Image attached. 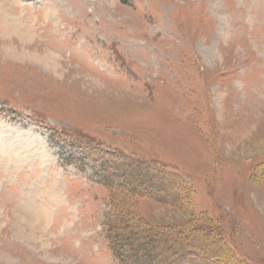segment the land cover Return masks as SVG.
Here are the masks:
<instances>
[{"label": "rangeland", "instance_id": "rangeland-1", "mask_svg": "<svg viewBox=\"0 0 264 264\" xmlns=\"http://www.w3.org/2000/svg\"><path fill=\"white\" fill-rule=\"evenodd\" d=\"M2 16L26 33L0 29V264H122L100 169L122 155L178 177L128 169L152 196L138 217L216 227L226 249L201 238L188 263L264 264V0H0Z\"/></svg>", "mask_w": 264, "mask_h": 264}, {"label": "trees", "instance_id": "trees-1", "mask_svg": "<svg viewBox=\"0 0 264 264\" xmlns=\"http://www.w3.org/2000/svg\"><path fill=\"white\" fill-rule=\"evenodd\" d=\"M75 137V136H74ZM77 142L71 145V148L78 150L81 153L83 148L88 147L90 139L88 136H76ZM59 140V139H58ZM64 140L63 143L61 141ZM79 140V141H78ZM61 144H67L65 139H61ZM71 142L69 141L68 144ZM84 144V145H83ZM86 158V156H85ZM89 158V157H87ZM90 159V158H89ZM102 159L101 170L105 176L102 183L112 191L115 187H120V196L113 194L109 197L111 204L107 221L105 222V236L113 257L122 264H190L188 259L194 260L195 254L201 248L202 239L210 241H217V243L224 249V241L221 236H216V230L211 223H201L196 225H159L157 227L151 226L145 219L138 217L137 213L133 211V198H139L144 195L146 190L140 185L129 186L122 180L128 174V169L133 166H142L143 168L151 171V173L159 175V177H169L177 179L178 177L169 171L162 168L154 167L143 160L137 159L133 156H121L114 159ZM122 167L120 171L115 172L113 168ZM113 171V172H112ZM118 176V179L112 176ZM146 174H141L139 177L146 180ZM162 178V177H161ZM157 179L151 181L155 185ZM156 186V185H155ZM183 188V193L191 197L189 188ZM151 196V193H147ZM152 197V196H151ZM157 202L173 205L178 202H171L168 198L160 196H153ZM148 224H146V223ZM209 225V226H204ZM211 226V227H210ZM213 227V228H212ZM194 235H198L195 243H188V239ZM194 237V236H193ZM198 246V247H197Z\"/></svg>", "mask_w": 264, "mask_h": 264}, {"label": "bare ground", "instance_id": "bare-ground-1", "mask_svg": "<svg viewBox=\"0 0 264 264\" xmlns=\"http://www.w3.org/2000/svg\"><path fill=\"white\" fill-rule=\"evenodd\" d=\"M10 17L2 16L0 20V29L4 32H15L19 35H22L26 33V31L23 29L22 26L17 25L16 22L12 21L11 19H8ZM50 55V54H49ZM34 204V203H33Z\"/></svg>", "mask_w": 264, "mask_h": 264}]
</instances>
